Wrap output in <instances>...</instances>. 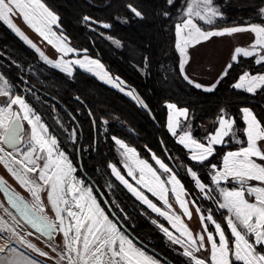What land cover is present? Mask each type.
<instances>
[{"label": "trees", "instance_id": "16d2710c", "mask_svg": "<svg viewBox=\"0 0 264 264\" xmlns=\"http://www.w3.org/2000/svg\"><path fill=\"white\" fill-rule=\"evenodd\" d=\"M41 2L58 17V26L53 27L56 35L79 54L98 60L112 78L118 77L132 88L153 121L132 95L127 97L77 69L67 76L46 66L0 21V74L7 81L11 96L25 101L59 147H63V141H68L69 134L73 133L74 142L68 146L74 156L68 154V158L76 167L79 145L81 171L77 169V174L102 192L114 218L133 242L149 248L150 252L146 253L162 264L191 263L181 259L179 252L160 233L157 225L168 228L166 222L137 202L110 176L108 165L118 166L119 163L114 143L117 139L157 172L152 158L170 168L161 151L163 147L174 165L171 170L189 199L203 218L211 215L212 220L221 225L231 242L224 222L225 212L217 206L211 193L205 198L198 195L187 171L191 169L189 172L195 173L201 184L209 186L212 172L220 168L224 153L245 146L242 109H249L264 125V88L248 93L233 87L242 73H263L264 63L257 64L253 57H238L228 63L231 68L227 65L212 91H202L181 75L174 47V27L182 20L181 13L188 0H173L172 4L168 0ZM213 5L222 16L212 25L195 22L203 30L250 24L264 26V19L258 14L264 0H213ZM132 8L140 11L142 18L137 17ZM104 36L118 42L120 49L113 47ZM126 48L135 53L133 60L125 54ZM166 104L187 110V118L180 122L179 129L182 131L188 122L191 137L198 142L205 144L221 116L232 119L236 137H225L220 145L213 147V154L207 160L192 161L166 130ZM180 167L183 168L180 170ZM158 173L162 178V173ZM103 179L110 185L114 205L120 211L103 192ZM103 209L106 211L105 207ZM206 225L212 231L211 225L207 222Z\"/></svg>", "mask_w": 264, "mask_h": 264}, {"label": "snow or ice", "instance_id": "6c2138e0", "mask_svg": "<svg viewBox=\"0 0 264 264\" xmlns=\"http://www.w3.org/2000/svg\"><path fill=\"white\" fill-rule=\"evenodd\" d=\"M169 4L173 3V0H168ZM131 7V6H130ZM132 11L137 17L142 18V13L135 8ZM264 14V9L260 10ZM19 14L24 23L30 28L36 31L41 37L48 40V43L52 44L53 41L49 37L55 36L56 33L52 31V25H57L58 17L51 12L41 0H0V21H3L11 28L21 39L31 45V41L24 35L21 29L12 22L11 16ZM167 15V13H165ZM185 15L187 19L182 20L181 23L176 25V48L179 51L182 59L181 71L183 72L184 64L188 62V49L195 47L203 41H207L214 36L232 35L237 33L249 32L254 35V41L248 48L237 47L234 50L233 61H236L238 57H256V63H264V26L257 24H250L246 26H234L226 28L223 31H206L203 30L198 23H195L193 17L198 21H203L207 25H212L214 20L222 16V13L213 5V0H192V3L188 4ZM88 20V17L84 18ZM58 26V25H57ZM109 27V25H104ZM118 43V42H117ZM34 47V45H32ZM58 51H62L65 54L73 51L71 48H67L63 45L57 47ZM259 50V51H258ZM43 56V53H41ZM52 63V61H48ZM73 64L79 65L81 68L85 67V63L89 65H95L97 68H101L97 61L89 60L82 62L80 60L72 61ZM56 67L61 68L62 71H67L71 75V69L65 64H55ZM232 65H228L231 68ZM91 70L90 68L88 69ZM226 74V73H225ZM105 75H107L105 73ZM103 78V77H102ZM185 79H189L185 75ZM3 80V77H0ZM109 82H111L109 80ZM5 86L7 81L4 82ZM189 83H194L189 79ZM113 86H117L113 84ZM196 88H201L199 83H195ZM236 89H242L249 93H255L257 89L264 88V75H252L250 73H243L239 77V81L233 85ZM213 89L206 88L205 91H212ZM131 95V93H129ZM0 96L8 97V101L4 106H0V143L13 147L20 143V120L28 121L31 126V137L28 143V151L22 153L23 158L17 159L12 156V153H8V156L12 157V163L21 165L24 172L36 174V179L31 180L25 175H21L13 168L9 167L4 158L0 157V163H4L8 171L13 177L32 195L36 200L40 201L39 193L42 187L49 188L48 200L51 202L53 208L56 211L57 218L59 219V230L63 233L66 240L65 247L67 249V264H155L152 258L145 255V253L137 249L133 242L121 233L115 223H113L105 212L97 204L96 200L91 196L90 190L86 193L89 205L81 204L80 201L84 199V195L79 198L75 195L79 189L75 184H72L65 193L63 187L65 178L73 171L72 165L67 162V158L63 152H59L57 157L53 158V153L57 145V140L53 137H46L44 133H47L48 129L43 123L40 122L38 115L32 114V109L25 103V101L19 96H11L9 90L6 87H0ZM13 105H18L23 112L21 117L19 113L12 110ZM167 107L173 110L177 116H183L187 118V110L177 109L176 105L168 104ZM244 114V120L246 124L245 135L247 137V147L241 148L236 152H228L223 157V171L218 172L213 177L216 183L225 177H232L235 179L241 187L235 190L221 189V195L223 202L219 203L221 209H226L227 212L232 213L233 217L227 218V225L231 231V235L234 238L229 242L226 237L225 231L222 230L219 223L215 224L216 233L219 235V241L217 242L213 235L209 234L207 240L211 243V254L208 260L198 258L193 255L194 252H198L200 248L204 247V237L200 236V245L193 247L196 241L192 237V233L189 229L180 223V217H169L167 213L161 211L154 203L147 199L144 195L138 192L124 179L123 176L117 171L115 167H112L113 174L123 183L129 191L133 192L136 197L148 206L153 212L164 216L166 219L175 220L176 223L173 227L180 232L181 236L187 238L189 249L184 251V255L193 259L194 264H264V187H247L244 188L245 181H258L264 184V164L257 163L253 158H257L259 161H264V125L256 119L254 114L247 108L242 109ZM32 114V115H30ZM169 130L175 135V130L172 124V117L169 118ZM236 137L234 130V122L229 119H225L223 116L219 119V128L214 135L209 138V143L198 142L193 139L190 133L185 132L180 137L179 142L184 144L185 147L189 145L194 146L191 159L199 162L207 160L213 154L214 144H220L223 142L224 137ZM186 141L188 143H186ZM120 148L125 150V153L135 156V151L128 148L120 140L115 141ZM3 149L0 148V152ZM37 161H43L42 164H38ZM141 166L140 182H144L143 170L147 169L155 178L157 184L160 187V192L155 191L148 183H144V187H147L153 195H158L161 200L167 205V200L164 196L166 191L163 182L156 172L149 167L144 161H136ZM160 168L165 172L170 171L163 163L157 160ZM32 165V167H29ZM212 167H215L213 165ZM191 171V169H189ZM129 175H132V171L129 170ZM195 178V173H192ZM39 181L40 183H37ZM169 183L173 185H179V181L173 175ZM4 183L0 180V185ZM196 183L203 191L204 185L200 184L199 180ZM175 190V189H173ZM66 194L72 195V200L75 202L74 206L79 209V213L73 212L69 207V201L65 198ZM247 196L254 199L249 201ZM13 205L20 208L24 214L28 215V208L24 202L18 198L10 196ZM179 200V197H177ZM19 201V203H17ZM63 203L66 207L61 209L59 205ZM180 206L183 209L185 215L191 218V213L188 211L185 203L180 201ZM170 207V206H169ZM87 208V211H85ZM42 210V209H41ZM61 211H66L67 216L72 218L67 228L63 227L64 220L60 216ZM208 220H212V216H207ZM74 222V223H73ZM39 231L46 232L50 237L53 231L56 230L57 225L49 222L45 217H35L30 220ZM155 223V221H154ZM179 224V227H177ZM74 229V231H73ZM165 234L172 239V232L164 228ZM72 233L71 237L69 234ZM23 243V241H21ZM175 244L184 245L185 241L180 239H172ZM29 248L35 249L32 244L27 245ZM259 248V250H258ZM5 249L0 247V252H4ZM12 251H15L12 249ZM41 256H47V253L40 252ZM61 260L65 258V254L61 255ZM5 261V264H21L18 260L11 262L7 261V258H0ZM29 264H37L36 261H30Z\"/></svg>", "mask_w": 264, "mask_h": 264}, {"label": "rangeland", "instance_id": "374dc122", "mask_svg": "<svg viewBox=\"0 0 264 264\" xmlns=\"http://www.w3.org/2000/svg\"><path fill=\"white\" fill-rule=\"evenodd\" d=\"M185 9L187 10V7ZM186 10H185V12L181 13L182 14V20L188 18L185 15ZM10 19L12 20L13 23H15L21 29V31L28 38V40H30L32 42L31 45L29 43H26L25 40L21 39L11 28L8 27V25L6 23H4L3 21H1V22L12 33H14L28 48H30L37 55L38 59L42 63H44L46 66L64 74V75L70 76L67 71H62L61 68L55 66V64H58V63L61 64L62 66L66 64L71 69V74L74 72V70L77 69V70L93 77L95 80H97L101 84H103L109 88H112V89L122 93L123 95H125L127 97L130 96L129 92L121 89L113 81V78L107 73V71L105 70L103 65L98 60H96L95 58H92V57L85 55V54H79L77 51L73 50L68 44L63 42L57 35L49 37L50 39H52L53 43L52 44L48 43V40L41 37L36 31H34L27 24H25L22 17L18 13L11 16ZM218 19H220V17L216 18L215 20H218ZM182 20L179 23H181ZM193 20H194V22L198 21L195 17H193ZM199 22L205 24L203 21H199ZM176 25H175V27H176ZM54 26L55 25H52V31L53 32H54V30H53ZM175 27H174V47H176V41H177ZM215 30H219V29H210V30H206V31H215ZM104 38L113 47L120 49V44L117 43L115 40L110 39L106 36H104ZM222 39L225 40V41H223L224 43H221ZM253 41H254V35L252 33L245 32V33H237V34H232V35L214 36V37H211L210 39H208L207 41L201 42L200 44L196 45L195 47H190L188 49V58L187 59H188L190 66L192 68V73L202 74L205 71L207 66L210 67V65H208L206 62L214 61L212 63L214 64V66L216 68H218L219 67V61H215V60H217L220 55H222L223 57L225 55L227 56L226 64H225L227 66L228 63L232 61L230 59L233 57L235 48H237V47L248 48L252 44ZM32 45H34V47ZM60 45H63L67 48H71L73 51L68 52L67 54H65L62 51H58L57 47ZM176 49L177 48H175L176 54L178 53L179 56L181 57L179 51ZM41 53H43V56L41 55ZM125 54H127V56L129 57L130 60L131 59L133 60V57L135 56V53L129 48H126ZM261 55H263V53H261ZM181 59H183V58L181 57ZM256 59L257 58L255 57L254 60L256 61ZM75 60H80L82 62H87L89 60L97 61L99 63V65L102 66V69L97 68L95 65H89L87 63H85L84 68H81L79 65L72 63V61H75ZM48 61H52V63H48ZM89 68L91 69L90 71L88 70ZM183 71H184V69H183ZM221 72H223V68L220 69V71H218L216 73V75L220 74ZM105 73L107 75H105ZM242 74H240L239 76H241ZM254 75H264V72L260 73V74H254ZM0 77H2L1 74H0ZM109 80L111 82H109ZM187 80H189V79H187ZM238 81H239V79H238ZM4 82H5L4 78H3V80H0V87H6L7 90H9L8 85L5 86ZM196 82L199 83L198 81H196ZM113 84H116L117 86H113ZM199 84L202 87L206 86V85H203L201 83H199ZM7 101H8V97L0 96V106H4L7 103ZM177 109H180V108H177ZM12 110L14 112L19 113L21 117L23 116V112L20 110L18 105H13ZM32 114H34V113L32 112ZM32 114H30V115H32ZM34 115H36V114H34ZM170 116L172 117V124H173V126H175L177 124V122H179L178 118L180 116H177L173 110L168 109L167 110L168 126H169V122H170V120H169ZM227 119L232 120L231 118H227ZM241 121L243 123L242 132H243V136H244V140H245V146L244 147H247V137L245 135L246 124H245V120H244V114L242 111H241ZM21 123H22V127H23L21 145L17 149H13V150L8 151V150H5L1 146V143H0V148L3 149V151L0 152V157L4 158L5 162L8 163L9 167L13 168L15 171H17L21 175H25L29 179L35 180L36 174L24 172L21 165H17V164L12 163V157L8 156V153H12V156H14L15 158L22 159L23 158L22 153L28 151V143H29V140L31 137V126L28 124V121L23 120V119H21ZM218 128H219V121L217 123L215 130L211 134L207 135L205 145H207L209 143L208 138H210L211 135H214L216 133V131L218 130ZM177 132L180 134L179 135L180 137L182 135H184L185 132L190 133L189 128L187 126L182 131L179 129V126H178ZM44 135L46 137H50L47 133H44ZM224 139H225V137H224ZM73 142H74V136H73V133H70L68 141H67V139L63 141V144H64L63 147H59V144L57 142V145H56L54 153H53V158L55 159L59 152H63L64 156L67 158V162L72 165L73 171L68 173V175L65 178L64 185H63V187L65 189V193H67V189L72 184H75L76 187L79 189V191L75 195L78 198L81 195H84V199L81 200L80 203L84 204V205H89L91 202H90V200H88L86 193L90 190L91 196L96 200L97 204H99L100 208L107 215V213H106L107 209H106V211L103 209V207L106 208V206L101 201V199L99 198L97 193L94 191V189L91 187L90 183L85 182L82 179V177L79 174H77V169L81 171V166L77 163V158H76V167L73 164L72 160H70L68 158V154L71 156L72 155L74 156L72 148H70V146H68L69 143L72 144ZM65 143L67 144V146L65 145ZM114 143H115V150H116L117 144H116V142H114ZM186 143H188V142L186 141ZM236 143H237V141H236ZM260 143L264 144V142H260ZM214 146L215 145H212V147H214ZM186 149L188 150L189 157L191 159L193 151H195L194 146L189 145V147H186ZM240 149L241 148L236 149V150L227 151L224 153L223 157L228 152H236V151H239ZM116 154H117V157L119 159V163H118V166L108 165V171H109L110 176L126 192H128L137 202L142 204L152 214L159 216L160 218H162L166 222L167 226H169L168 231L172 232V234H173L172 239L178 238L180 240L185 241L183 246L180 244L173 243L172 239H170L165 234V232L163 231L164 227L157 225L160 233L166 237V239L170 242L171 246L176 250V252H179V254H180L179 257H181V259L185 258V259L189 260L191 264H194V261L192 258L184 255V251L186 249H188V250H191V249H189L187 238L185 236H181L180 232H178L176 230V228L173 227V224L176 223V221L166 219L164 216H161L158 213L153 212L150 208H148V206L146 204H144L141 200H139L136 197V195L133 194V192L129 191V189L123 183H121V181L119 179H117V177L112 172V167H115L117 169V171L120 173V175L123 176L124 179L127 180L128 183L130 185H132V187L134 189H136L138 192H140L142 195H144L147 199H149L152 203H154L157 207H159L161 209V211L167 213V215L169 217H176V216L180 217V223H182L184 226H186L189 229V231L192 233L193 239L196 241V244L193 247H198L200 245L199 237L203 236L204 237V241H203L204 247L200 248V250L198 252H194L193 255L195 257L208 260L210 257V254H211V243L207 240V236L209 234H211V235H213L214 239L217 242L219 241V235H218V233H216L215 224L213 223V220L210 221L207 219V216H209L208 214L205 216L206 219L204 220L201 213L199 212V209L192 203V201L189 199L186 192L183 190L180 182H179V185H173L172 183L168 182L170 180V178L174 175L173 171H171V168H168V166L165 163H163L159 160L161 163H163L170 170L168 172H165L164 169L160 168V165L157 163L158 159L152 158L154 165H156V167H157L156 169L158 170V172L160 171L162 173L161 174L162 178H161L159 173L155 169H153V167L151 165H149L145 160L138 157L136 152H135V156L133 157V156H131V154L125 153V150L120 148V146H119V149L117 150ZM223 157L221 158V163H220L221 164L220 166L222 168L221 169L219 168V169L214 170L212 172L211 184L216 183L214 181L213 177H215L218 172L223 171ZM253 159L256 160L257 163L264 164V161H259L255 157ZM191 160L195 161L193 159H191ZM136 161H144L145 163H147L149 165L150 168H152V170L154 172H156L157 176L160 177V180L163 182L164 188L166 190L163 194L167 200V205H165L164 201L161 200L158 195H153V193L151 191H149L147 187H144V183L146 182L155 191H157L158 193L160 192L159 185L157 184V182H156L155 178L152 176V174L147 171V169L143 170L144 182H140V183L135 182L134 178H138V181H139L140 176H141V166L138 163H136ZM195 162H199V161H195ZM37 163L42 164L43 161H37ZM110 166H112V167H110ZM29 167H32V165H29ZM182 168L183 167H180V170ZM129 170L132 171V175L125 173V171L128 173ZM187 173H188L189 177L191 178V180L195 186V189L197 191H199L198 195L202 198H205V196L208 192L211 194L214 192V195L215 196L217 195L216 200H217L218 206H219V203L223 202V197L221 195V189H228V188H226V187H229V186H227L228 184L232 185V186L239 185V184H235L233 182H230L233 179L232 177H225L219 181V182H222V184L220 183V184H214L213 186L212 185L211 186L210 185L204 186V189L202 191L200 186L196 183V181L198 180L197 177L195 176V178H194L192 173L189 171H187ZM0 179L4 181V184L9 189L14 191L18 195H20L24 200H26L28 202V204L33 209H35L38 213L43 215L48 221L55 223L57 225V231H58L54 240H52L50 242H46V241L42 240L40 237L34 235L31 231H29L26 227H24L16 219V217L13 215V213L5 207L3 201L0 197V247H3L5 249L4 252H0V258L6 257L8 262H11L13 260H18L21 262V264H27L28 262H30V260H34V261L38 262L39 264L40 263H42V264H67V255H66L67 249L65 247L66 240L63 236V233L59 230V228L61 226L59 224V219L57 218L56 211L53 208L51 202L48 200V191H50V189L46 188V187H42V190L39 193L40 201L38 202L36 200V198L32 195V193L30 191H28L26 189V187L22 186L13 177V175L5 167L4 163H0ZM131 179L136 184H134ZM36 182L40 183L39 181H36ZM101 185H102V189H103V192L105 193L106 197L114 205L112 195H111L110 185L108 184V182L105 179H103ZM250 186L251 187H264V184H262L258 181H251V180L245 181L244 188H247ZM173 189H175V190H173ZM229 190H235V189H229ZM98 191L101 193V196L104 199L102 192L100 190H98ZM177 197H179V200L177 199ZM65 198L68 199V201H69L68 206L71 207V210L73 212L79 213L80 210L74 206L75 202L72 200V195L66 194ZM246 199L251 201L254 198L247 196V194H246ZM104 201L106 202L105 199H104ZM180 201H183L185 203L186 207L188 208V211L191 213V218H189L187 215H185L183 209L180 206ZM106 204H107V202H106ZM107 206H108V204H107ZM59 207L61 209H65L66 206L63 203H61L59 205ZM114 207L117 208L116 205H114ZM222 210L225 212L224 222L226 224V227H227V230L230 234V237L232 238L231 239V242H232L234 238L231 235V231L228 228L226 221H227L228 217H233V214L227 212L226 209H222ZM85 211H87V208H85ZM118 211H120V210L118 209ZM60 216L64 220L63 227L67 228L69 225V222L72 221V218L67 216L66 211H61ZM109 219L111 220V218H109ZM205 221L211 225L212 231H210L208 229ZM177 227H179V224H177ZM73 231H74V229H73ZM71 235H72V233L69 234L70 237H71ZM21 241H23V243ZM231 242H230V244H231ZM28 244H32L34 246V248L38 249L39 251H34L33 248H29L27 246ZM133 245L137 249L143 251L136 244L133 243ZM12 249H14L15 251H12ZM258 250H259V248H258ZM40 252L47 253V256H41L39 254ZM143 252L145 253L146 256L152 258V260L155 261V264H161L155 257H152L151 255H149L145 251H143ZM62 254H65V258L63 260H61V258H60ZM0 264H5V261L3 259H0Z\"/></svg>", "mask_w": 264, "mask_h": 264}, {"label": "water", "instance_id": "95a60500", "mask_svg": "<svg viewBox=\"0 0 264 264\" xmlns=\"http://www.w3.org/2000/svg\"><path fill=\"white\" fill-rule=\"evenodd\" d=\"M113 81L122 89L126 90V91H129L132 95V97L137 101L138 105L142 108V110L144 112L147 113L149 119L151 121H153L152 119V115L151 113L149 112V110L147 109L146 105L143 103V101L140 99V97L137 95V93L132 89L130 88L126 83H124V81H122L120 78L118 77H113ZM22 132H23V127H22V123H21V120H20V143L19 144H16L14 145L13 147H8L7 145L5 144H2L1 143V146L5 149V150H13V149H17L20 145H21V142H22ZM78 151H79V145L77 146L76 148V155H77V163L79 164V155H78ZM161 151L164 155V157L166 158L168 164L170 165V167H174L173 166V163L171 162L170 158L168 157L166 151L164 150L163 147H161ZM1 180V179H0ZM233 183L235 184H239L235 179L232 180ZM91 187L94 189V191L97 193V195L99 196V198L101 199V201L104 203V205L106 206V209L108 211V213L113 216L112 212L110 211V209L108 208L106 202L104 201L103 197L101 196V193L97 190V188L91 183L89 182ZM15 196V197H18L20 198L24 204L27 205V208H28V215L26 216L24 214L23 211H21L20 208H17L13 205V202L12 200L10 199V196ZM0 197L5 205V207L10 210L13 215L16 217V219L24 226L26 227L29 231H31L34 235L40 237L42 240L46 241V242H50L52 240H54V238L56 237L57 235V228L55 231L52 232L51 234V237L46 233V232H42V231H39L36 227L33 226L32 223H30V220L39 216V217H44L43 215H41L40 213H38L35 209H33L26 200H24L20 195H18L17 193H15L14 191H12L11 189H9L4 183L2 185H0ZM17 203H19V201H17ZM116 221V220H115ZM50 222V221H49ZM117 224L119 225V227L121 229H124L121 225L120 222L116 221ZM140 247H142V249L146 250V251H149L150 249L147 248L146 246L144 245H140ZM150 252V251H149ZM152 254H154L152 252ZM160 258V257H159Z\"/></svg>", "mask_w": 264, "mask_h": 264}, {"label": "crops", "instance_id": "0c3cea01", "mask_svg": "<svg viewBox=\"0 0 264 264\" xmlns=\"http://www.w3.org/2000/svg\"><path fill=\"white\" fill-rule=\"evenodd\" d=\"M192 2V0H188V2H187V4H186V6H185V8L188 6V4H190ZM184 8V9H185ZM183 9V11H182V13L183 12H185V10ZM261 9H264V5H262L259 9H258V14H259V17L260 18H262V19H264V14H262L261 13ZM195 22H197V21H195ZM199 22V21H198ZM201 23V22H200ZM176 28V27H175ZM226 28H231V27H226ZM226 28H221V29H219V30H215V31H223L224 29H226ZM176 32V31H175ZM223 41H225L224 39H222L221 40V43H224ZM176 48V47H175ZM177 50V49H176ZM178 54V53H177ZM263 55H264V53H263ZM178 56V68H179V71H180V73H181V75L184 77V79H185V75L187 76V77H189V79L190 80H192L194 83H190L192 86H194L195 85V83H197L196 81H198L199 83H201V84H203V85H206V86H204V87H201V88H198V89H201L202 91H205V89L206 88H213V84L215 83V81L216 80H218L220 77H222V75L224 74V72H225V70H226V68H227V66L225 65L226 64V59H227V56L225 55L224 57L222 56V55H220L219 57H218V59L217 60H215V61H219V67L218 68H216L215 66H214V64L212 63V62H214V61H212V62H206L208 65H210V67H206V69H205V71L202 73V74H198V73H192V68H191V66H190V63H189V61L187 62V63H185L184 64V71L182 72L181 71V67H180V65H181V62H182V59H181V57L179 56V54L177 55ZM242 57V56H241ZM243 58H248V57H243ZM253 58H255V57H253ZM230 60H232L233 61V59L231 58ZM223 68V72H221L220 74H218V75H216V73L218 72V71H220V69H222ZM240 77V76H239ZM239 77L237 78V80H236V83H237V81H238V79H239ZM188 83H189V80H187V79H185ZM195 87V86H194ZM242 90V89H241ZM245 91V90H244ZM247 92V91H246ZM249 93V92H248ZM167 105L168 104H166L165 105V108H166V118H165V127H166V130H167V132L169 133V135H171L172 137H173V139H174V141L177 143V144H179L180 146H182L187 152H188V150L186 149V147L184 146V144H181L180 142H179V140H180V134L177 132V128H178V126H179V124H180V122L181 121H185L186 120V118L185 117H183V116H180L179 118H178V120H179V122H177V124L175 125V126H173V128H174V130H175V135L173 134V132L172 131H170L169 130V126H168V123H167V110L169 109L168 107H167ZM186 126L188 127V122L186 123ZM186 126H185V128H186ZM184 128V129H185ZM224 139V138H223ZM208 140H209V138H208ZM207 140V141H208ZM221 144V143H220ZM215 146H217V145H219V144H214ZM119 149V145L117 144L116 145V152H117V150ZM188 157H189V152H188ZM190 158V157H189ZM222 167L220 166V169H221ZM125 173L126 174H128L126 171H125ZM135 179V182H138V178H134ZM132 180V179H131ZM232 180H234V179H232ZM232 180L230 181V182H232ZM132 182L134 183V181L132 180ZM226 182V181H225ZM222 184V182H219V183H213V184H210V186L212 185H214V184ZM245 183V182H244ZM134 184H136V183H134ZM244 186V185H243ZM241 187V185L239 184V185H234V186H232V187H226V188H228V189H239ZM212 196L215 198V201H216V203H217V200H216V198H217V195L215 196L214 195V192L212 193ZM217 206H218V203H217ZM219 207V206H218ZM204 219H206V218H204ZM167 229H169V226H168V228ZM30 261H34V260H30ZM27 264H29V262L27 263ZM37 264H39L38 262H37ZM40 264H42V263H40Z\"/></svg>", "mask_w": 264, "mask_h": 264}, {"label": "flooded vegetation", "instance_id": "af4514ba", "mask_svg": "<svg viewBox=\"0 0 264 264\" xmlns=\"http://www.w3.org/2000/svg\"><path fill=\"white\" fill-rule=\"evenodd\" d=\"M129 92V91H128ZM76 158H77V155H76ZM174 166V165H173ZM171 169H174V167L172 168V167H170ZM172 171V170H171ZM152 198V197H151ZM217 204V203H216ZM109 216H111L109 213H108V211L106 212ZM111 218H112V220H113V222L118 226V228H119V230L124 234V235H126L132 242H133V240H132V238H130L129 236H128V234L126 233V230H125V228L124 229H121L120 227H119V225L117 224V220H116V218H114V215L113 216H111ZM116 220V221H115ZM119 222V221H118ZM134 243V242H133ZM135 244V243H134ZM138 246V245H137ZM138 247H140V246H138ZM140 249H142L141 247H140ZM143 251H145L146 252V250H144V249H142ZM153 257V256H152ZM160 262V261H159ZM161 263V262H160ZM162 264V263H161Z\"/></svg>", "mask_w": 264, "mask_h": 264}]
</instances>
